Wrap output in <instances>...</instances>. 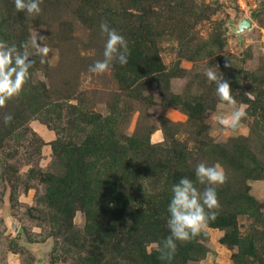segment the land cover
Returning a JSON list of instances; mask_svg holds the SVG:
<instances>
[{
	"label": "rangeland",
	"instance_id": "obj_1",
	"mask_svg": "<svg viewBox=\"0 0 264 264\" xmlns=\"http://www.w3.org/2000/svg\"><path fill=\"white\" fill-rule=\"evenodd\" d=\"M41 8L33 18L0 0V39L31 52L43 35L51 49L0 108V210L8 194L19 223L7 232L0 216V264H35L23 242H53L48 264H167L156 248L170 235L171 189L186 177L202 191L200 162L228 176L216 188L221 207L206 234L176 242L171 264H264V0H43ZM231 15L251 18L253 29L226 34ZM104 21L130 55L97 74L89 67L103 59ZM209 68L246 106L236 130L218 123L233 107L218 98Z\"/></svg>",
	"mask_w": 264,
	"mask_h": 264
},
{
	"label": "clouds",
	"instance_id": "obj_2",
	"mask_svg": "<svg viewBox=\"0 0 264 264\" xmlns=\"http://www.w3.org/2000/svg\"><path fill=\"white\" fill-rule=\"evenodd\" d=\"M43 0H14L15 9L18 12H26L35 18L42 12ZM101 33L106 35V43L103 59L97 60L89 67V71L104 74L110 71L114 63L126 65L130 50L127 39L116 29L110 28L106 21L100 24ZM47 36L32 37L31 48L29 44H22L23 51H19L15 45L0 39V108H4L9 100L18 97L24 90V86L30 79V69L39 57L44 63L51 49L45 43ZM38 40L40 42H38ZM228 66V65H226ZM205 75L207 79L216 84V94L221 101L233 107V111L226 117H220L218 123L225 128L236 130L243 119L248 115L246 106L236 107L237 101L232 94L230 83L224 79L222 73L209 68ZM11 114H4V123H10ZM195 175L203 190L198 189L189 178H181L172 186V198L168 205L170 217L167 221L170 235L157 245L159 258L171 264L176 252L177 241L187 242L198 235L206 234L209 221H214L220 209L216 188L224 185L228 176L220 164L208 165L200 162L196 165Z\"/></svg>",
	"mask_w": 264,
	"mask_h": 264
},
{
	"label": "water",
	"instance_id": "obj_3",
	"mask_svg": "<svg viewBox=\"0 0 264 264\" xmlns=\"http://www.w3.org/2000/svg\"><path fill=\"white\" fill-rule=\"evenodd\" d=\"M253 27V21L247 16L235 19V17L231 15L224 24L225 33L233 34L238 39H241L242 36L253 29ZM0 216L4 218L7 224V232H17L19 223L12 216L8 194L5 197L4 208L0 210ZM23 244L35 254V264H48L47 253L50 251L53 242H50L48 245H39L27 242H23Z\"/></svg>",
	"mask_w": 264,
	"mask_h": 264
},
{
	"label": "trees",
	"instance_id": "obj_4",
	"mask_svg": "<svg viewBox=\"0 0 264 264\" xmlns=\"http://www.w3.org/2000/svg\"><path fill=\"white\" fill-rule=\"evenodd\" d=\"M145 209V208H144ZM68 219H69V217H68ZM92 225H95V226H99V228L101 229L102 228V226L101 225H99V223H97V222H94V223H92Z\"/></svg>",
	"mask_w": 264,
	"mask_h": 264
}]
</instances>
